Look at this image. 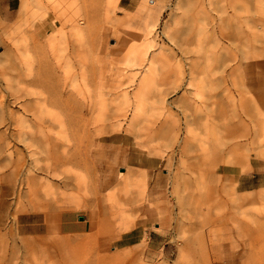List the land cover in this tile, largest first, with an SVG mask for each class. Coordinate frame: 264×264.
<instances>
[{
	"label": "rangeland",
	"instance_id": "obj_1",
	"mask_svg": "<svg viewBox=\"0 0 264 264\" xmlns=\"http://www.w3.org/2000/svg\"><path fill=\"white\" fill-rule=\"evenodd\" d=\"M0 264H264V0H0Z\"/></svg>",
	"mask_w": 264,
	"mask_h": 264
},
{
	"label": "crops",
	"instance_id": "obj_2",
	"mask_svg": "<svg viewBox=\"0 0 264 264\" xmlns=\"http://www.w3.org/2000/svg\"><path fill=\"white\" fill-rule=\"evenodd\" d=\"M158 190V189H157ZM160 191V190H158ZM42 222L41 224H43ZM39 222L31 221L30 214L25 213L19 217L18 227L23 234H30L39 230L41 225ZM46 225V224H45ZM59 231L63 233H80L87 229V225L83 223V218L77 216L73 219L70 212H62L59 218Z\"/></svg>",
	"mask_w": 264,
	"mask_h": 264
},
{
	"label": "bare ground",
	"instance_id": "obj_3",
	"mask_svg": "<svg viewBox=\"0 0 264 264\" xmlns=\"http://www.w3.org/2000/svg\"><path fill=\"white\" fill-rule=\"evenodd\" d=\"M23 13H24V14H23L22 16L25 17L26 14H27V10H26V9L24 10V8H23ZM63 183L65 184V182H63ZM184 197H185V196H184ZM72 208H75V207H72ZM72 210H73V209H72ZM111 237H112V236H111Z\"/></svg>",
	"mask_w": 264,
	"mask_h": 264
}]
</instances>
